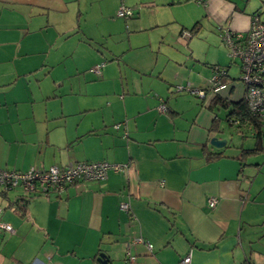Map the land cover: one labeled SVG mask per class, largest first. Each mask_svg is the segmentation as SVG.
Returning a JSON list of instances; mask_svg holds the SVG:
<instances>
[{
	"label": "crops",
	"instance_id": "0c3cea01",
	"mask_svg": "<svg viewBox=\"0 0 264 264\" xmlns=\"http://www.w3.org/2000/svg\"><path fill=\"white\" fill-rule=\"evenodd\" d=\"M122 5L134 12L121 17L126 26L133 33L149 28L144 35L151 43L153 32L174 22L176 40L200 36L220 46L223 30L246 32L255 14L264 20V0H0V169L127 165L109 169L106 180L77 181L48 194L0 186V219L14 229L0 231V264H102L101 254L110 264H178L190 251L191 264H264V165L256 159L264 151L238 158L256 145L253 126L233 125L243 139V129L255 138L252 147L210 143L225 138L222 124L233 106L214 95L240 101L245 83L238 93L231 64L207 62L212 73L214 66L226 68L217 91L209 73L208 83L194 87L188 77L187 86L178 85L182 90L144 79L131 83L122 72L124 55L109 49L115 55L108 59L96 42L99 30L87 28L112 22ZM181 9L184 18L176 16ZM132 32L124 51L146 48ZM153 58L136 72L152 70L168 82L152 69L159 64L158 54ZM96 65L101 74L92 72ZM173 88L198 99L192 89L206 90L204 101H191L192 117L185 120L179 99L168 97ZM220 108L227 110L224 118Z\"/></svg>",
	"mask_w": 264,
	"mask_h": 264
},
{
	"label": "rangeland",
	"instance_id": "374dc122",
	"mask_svg": "<svg viewBox=\"0 0 264 264\" xmlns=\"http://www.w3.org/2000/svg\"><path fill=\"white\" fill-rule=\"evenodd\" d=\"M116 16L117 17H114L115 19L113 20L111 19L112 22L106 21L101 25H97V24L91 25L92 24L91 23L90 24L91 26L89 25L87 28L89 31H92L95 34L97 33V29L99 30V34H97L99 38L98 40H96V42L97 45H99V47H101L104 51L109 53L108 59L109 58L112 59V57L115 55L113 54V52H110L111 50L115 51L114 53H116V55L118 54L124 55V58L121 62L122 72L123 75L126 77H127V72L130 74L129 80L131 83L133 81L140 82L141 79H144V81L147 83L153 82L152 84L155 86L157 85L161 86V83H163L164 86H178V85L187 86L188 77H189L192 85L194 87H199L202 86V83L204 82L208 83V80L204 81V77L206 73H209L207 79L211 78V76L213 75L209 66L205 65L204 63L207 62V63L219 64L222 67L224 66L227 67L231 64L229 74L234 79V82L237 84L238 87L237 92L239 93L241 91V86H244V83L240 78L242 76L241 62L239 59L233 58L231 56V49L227 44H225L224 41L220 46H218L217 44L211 46L210 42H207L209 40L200 36H195L191 40H188L186 38L176 40L175 38H173L174 33L171 28L175 24L174 22H172L170 23L169 27L167 26L163 27L165 28L163 32L166 34V38L163 40L162 38L158 37V34L161 35L163 34V32L162 33L160 31L158 33L153 32V36H155V40H153V42L151 43L150 41H147V38L144 35L149 28L148 29L145 28L144 30L139 29L137 32L133 33L132 32L133 28H131L132 26L130 25L129 28L128 26H126L125 21L127 20L118 16L117 12H116ZM176 16L179 18H184L185 17L184 9H181L180 11H176ZM262 18L264 19V15H262ZM132 20L134 19L128 20L129 24ZM100 29L103 30V32H100ZM127 32L129 33L132 32L134 35H136L134 40L137 43V45H143V43L148 42L146 48L140 47L135 49L134 51L133 50L124 51L127 48L124 44L128 36ZM102 33L104 35L103 37L101 36ZM110 33H114L115 35L110 36L109 35ZM124 39L125 42H123ZM104 43H109L110 46H106ZM193 51H194L193 57L195 58L194 59L195 61L190 58L191 52ZM155 54H158L159 64L157 68H154L155 64L152 65V69H156L158 73L163 72L165 74L164 77L166 80H168V82L160 81V80L158 81V79L156 78L155 71L152 73V70L149 73L144 72L147 74H140L136 72L139 69V64H141L143 61H146L148 58L154 59L153 57ZM177 61L186 64L179 65ZM124 63L126 65H123ZM176 64H178L179 66L177 67ZM193 64L195 66L194 71H196V76L194 77L190 75L191 74L190 70L193 69L192 68ZM198 69L201 70V74L199 73ZM183 74L185 75V78L182 77ZM176 75L179 76V78H176L175 77ZM174 82L177 83L174 84ZM109 85L112 86L111 84ZM177 90L176 88L175 89L173 88L172 93L170 92L167 95L168 97L179 99V105L182 108L180 109L185 115L184 118L186 120L188 119L187 116L192 117L196 112V108L194 106H191V101H195V100L204 101V100L201 99V97L200 99H198L195 96L193 98H191V96L188 97L187 91L184 90L177 91ZM207 100L208 99H206V101ZM226 112L227 110H225L224 108H220L219 111H216V113L219 114L221 118H224L226 116ZM222 128L224 130L222 132V134L225 136L224 139H227L230 143L239 145L241 144L242 141H245V145L248 147H252L255 144V138L249 133L245 134L247 133L245 129H243V132H245L244 133L245 137L243 139L242 135L239 133L240 132L239 128L231 125L228 121H224V123L222 124ZM253 159L254 157H251L249 160L252 162ZM256 159L261 161L260 163L262 164V166L264 165V156L257 157ZM262 168L263 169L261 172L264 173V166ZM254 175L255 174H252L251 177H254Z\"/></svg>",
	"mask_w": 264,
	"mask_h": 264
},
{
	"label": "built area",
	"instance_id": "2783aa9c",
	"mask_svg": "<svg viewBox=\"0 0 264 264\" xmlns=\"http://www.w3.org/2000/svg\"><path fill=\"white\" fill-rule=\"evenodd\" d=\"M133 14L130 7L122 5L117 15L129 17ZM183 36L190 37V31H184ZM225 44L231 49V56L239 59L242 68V80L246 85L245 100L250 110L264 120V20L259 15L253 16L249 29L246 32L233 29H225L222 33ZM96 74L102 73V65L91 68ZM227 74L226 68L217 67L209 79V85L217 91L222 87L221 78ZM180 90L183 86H178ZM192 92L204 98L207 94L202 88H193ZM166 108L165 104L159 106L160 110ZM127 165L110 164L107 161L78 162L66 167L51 166L48 169L30 168L21 170L0 169V186L7 189L22 187L27 193L42 192L48 194L50 191H59L77 181H103L108 177V170L113 168L121 171ZM217 199L211 197L209 206L215 207ZM123 209H128V203H121ZM13 232V226L0 219V231ZM136 241L144 242L150 250L153 244L146 242L143 238ZM134 257H131V259ZM192 251L185 255L178 264H191Z\"/></svg>",
	"mask_w": 264,
	"mask_h": 264
},
{
	"label": "trees",
	"instance_id": "16d2710c",
	"mask_svg": "<svg viewBox=\"0 0 264 264\" xmlns=\"http://www.w3.org/2000/svg\"><path fill=\"white\" fill-rule=\"evenodd\" d=\"M133 14H134V12H133ZM133 14L131 16H133ZM131 16H129V17H131ZM125 18H128V17H125ZM217 67L218 66H214L213 69L215 70ZM226 75H224V76H226ZM244 96H245V94H244ZM213 100H216L217 102H220L225 106L233 105L231 111L227 115L228 122L231 125L237 124L238 127L243 126V125L253 126L254 135L256 137V145L252 149L242 150L240 152V154L238 155V158L243 159L246 156L254 155V154L260 153L261 151H264V147L262 144V140H263V136H264V120L261 116L254 114L250 110V108H249V106L245 100V97H243L240 101H234V100H231L229 98L221 97L219 95V93H217L214 95ZM214 121L216 123L215 125H219V122H218L219 119L218 118H216ZM215 154H216L215 155L216 157H222V152L221 153H215Z\"/></svg>",
	"mask_w": 264,
	"mask_h": 264
},
{
	"label": "water",
	"instance_id": "95a60500",
	"mask_svg": "<svg viewBox=\"0 0 264 264\" xmlns=\"http://www.w3.org/2000/svg\"><path fill=\"white\" fill-rule=\"evenodd\" d=\"M227 139H221L217 136H214L211 138L210 143L212 146L216 147V148H221L224 147L227 144ZM100 261L102 264H110L109 260L107 258H105L104 255L101 254L100 256Z\"/></svg>",
	"mask_w": 264,
	"mask_h": 264
}]
</instances>
